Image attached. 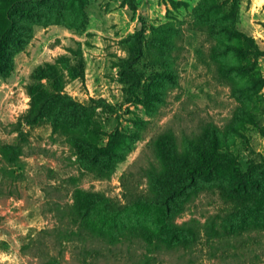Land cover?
Instances as JSON below:
<instances>
[{
    "label": "rangeland",
    "instance_id": "1",
    "mask_svg": "<svg viewBox=\"0 0 264 264\" xmlns=\"http://www.w3.org/2000/svg\"><path fill=\"white\" fill-rule=\"evenodd\" d=\"M10 5L19 28L0 71V264H209L202 245L164 248L151 171H180L195 141L213 137L233 160L187 188L174 222L199 231L227 216L230 250L264 252V202H236L227 166L264 161V0H0V29ZM36 89L50 95L39 113ZM165 139L180 156H160ZM83 192L119 211L112 243L71 238L85 232L72 209Z\"/></svg>",
    "mask_w": 264,
    "mask_h": 264
},
{
    "label": "trees",
    "instance_id": "2",
    "mask_svg": "<svg viewBox=\"0 0 264 264\" xmlns=\"http://www.w3.org/2000/svg\"><path fill=\"white\" fill-rule=\"evenodd\" d=\"M13 5H10L7 8L4 25L0 29V71L3 70L4 73L9 74L8 68V53L10 52V46L13 45L16 41V32L18 31L19 26L17 25L14 17L11 15ZM27 9L23 7H17L15 12L19 16L27 15ZM49 72V75L53 77L56 74V71L53 66L47 65L46 71H42L43 74ZM167 75L165 73L163 76ZM41 89H36V92L39 93V102L35 106L37 112H42L45 110L49 98V94L46 92H41ZM41 92V93H40ZM76 115L70 114L68 119L70 122L74 123ZM75 124V123H74ZM171 138L172 135H169ZM166 149L160 150V156L168 155V158L174 156H180L175 150V143H172L171 140H167ZM196 145L194 146L195 158L191 164H184L183 168L180 171H175L173 166L167 167L165 164H162V168L159 172L155 173V170L151 171L152 174H155V186L160 187L161 191L154 198L156 204H161L163 206V222L170 227V238L163 242L165 249H171L174 246L177 248H182L183 253L190 254L195 252L202 245L206 247V256L204 259L209 264H261L264 263V252L261 254L255 255L253 259L245 260L243 255V249H234V251L229 249L227 243V226L225 224L227 221V216L222 219V223L218 226L214 222H211L209 226L200 227L198 231L194 225L198 221H188L182 224H176L174 222L176 216L180 214L184 209V204H179L176 200L185 196L187 188L195 187L197 185L196 179H208L215 170L221 165L227 164L229 159L233 160L228 154L221 153V145L218 143L217 138L213 137L209 139L204 145L195 141ZM222 148V147H221ZM229 171L234 172L233 177V186L238 195H236L235 201H242L246 204L249 199L257 198L261 199L264 202V161L249 167L245 172H236L235 168L230 167V164L227 165ZM161 194V195H160ZM94 197L98 198L96 194L90 193H77L75 196V202L72 207L73 212L76 216H79L82 229L85 230L84 233H75L71 232L70 236H84L87 239H102L112 243L113 233L107 228L109 224L108 217L113 213L111 221L113 223L118 221L117 214L119 211L114 209L109 202L102 201V203H97L94 201ZM99 204L98 218L94 222L91 220L89 215V209L92 205ZM110 205V207L107 206ZM173 206V210L171 209ZM113 208V209H112ZM75 211L77 213H75ZM96 213L94 214V217ZM239 222L244 225V228L248 226L245 215L240 216ZM229 220V219H228ZM230 223V222H229ZM201 230L203 233L201 234ZM264 232V228L262 229ZM138 232V231H137ZM244 231L242 230V233ZM139 234V233H137ZM140 237V236H137ZM155 237L160 239L158 234H155ZM71 240V239H69ZM116 240V239H115ZM205 241L203 243L202 241ZM161 241V239H160ZM149 244L150 240L147 241ZM263 247V248H261ZM196 248V249H195ZM260 248L264 249V243H260ZM196 260L192 259L188 264H194ZM200 262H202L200 260ZM53 264V263H47Z\"/></svg>",
    "mask_w": 264,
    "mask_h": 264
}]
</instances>
